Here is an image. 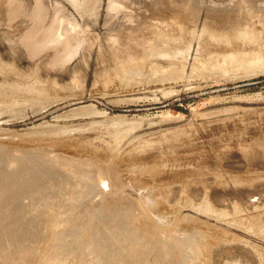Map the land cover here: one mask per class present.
Masks as SVG:
<instances>
[{
    "label": "rangeland",
    "instance_id": "1",
    "mask_svg": "<svg viewBox=\"0 0 264 264\" xmlns=\"http://www.w3.org/2000/svg\"><path fill=\"white\" fill-rule=\"evenodd\" d=\"M39 19L44 29L34 25ZM30 29L41 34L34 36ZM263 33L264 0H0V187L15 196L12 212L0 209V229L11 225L41 239L43 222L54 216L67 224L62 230L77 258L73 261L93 258L86 247L92 237L108 252L122 247L120 264H132L137 258L129 256L132 248H146L138 245V237L133 240L138 223L149 219L137 209L140 201L152 219L158 215L165 225L180 217L179 226L196 223L206 233L217 230L222 242L213 248L212 264H264V67L247 65L264 59ZM119 36L130 39L129 51L115 44ZM246 52H252L249 58ZM229 58L234 64L226 66ZM160 63L167 70L157 67ZM88 146L99 155L111 148L125 157L113 165L117 176H102L107 187L92 176L106 174L97 159L86 166L89 171L77 172L53 156L90 160L94 151ZM135 159L161 166L162 181L130 169L138 166Z\"/></svg>",
    "mask_w": 264,
    "mask_h": 264
},
{
    "label": "bare ground",
    "instance_id": "2",
    "mask_svg": "<svg viewBox=\"0 0 264 264\" xmlns=\"http://www.w3.org/2000/svg\"><path fill=\"white\" fill-rule=\"evenodd\" d=\"M72 1H74V0H72ZM76 1V0H75ZM15 9V8H14ZM12 12V11H11ZM43 16V15H42ZM44 17V16H43ZM42 17V18H43ZM41 18V17H40ZM40 20V22L42 21L41 19H39ZM38 20V21H39ZM44 20V19H43ZM46 21V20H45ZM37 22V21H36ZM40 22H37V23H40ZM186 22H187V20H186ZM253 22V21H252ZM262 22V21H261ZM260 22V23H261ZM34 24L35 26H37L38 25V28H39V25H41V29H44L42 26H43V24H42V22L40 23V24ZM254 23V22H253ZM253 23H251V24H253ZM184 24V23H183ZM188 24V23H187ZM248 24V23H247ZM254 24H256V23H254ZM33 25V26H34ZM243 25V24H242ZM131 26H134V25H132L131 24ZM136 26V25H135ZM186 26V25H185ZM234 26V25H233ZM249 26V25H248ZM254 26V25H253ZM262 26V25H261ZM259 27V26H258ZM35 28V27H34ZM37 28V27H36ZM36 28H35V30H36ZM132 29H134V27H131ZM138 28V27H137ZM136 27H135V29H137ZM188 28V27H187ZM248 28V27H247ZM251 28V27H250ZM257 28V27H256ZM33 29V28H32ZM189 29V28H188ZM195 29V28H194ZM249 29V28H248ZM252 29H254V28H252ZM251 29V30H252ZM258 29V28H257ZM257 29H256V31H257ZM31 30V29H30ZM200 30H202V29H200ZM205 30L206 29H204V32H205ZM237 30V29H236ZM262 30V29H261ZM31 31H33L32 33H33V35H34V32H36V31H34V30H31ZM31 31H29V32H31ZM121 31V30H120ZM208 31H209V29H208ZM216 31V30H215ZM233 31V30H232ZM243 31V30H242ZM241 31V32H242ZM255 31V30H254ZM39 32V33H38ZM41 30H37V35H40L41 33ZM239 32V31H238ZM244 32H245V30H244ZM249 32H250V30H249ZM253 32V31H252ZM203 33V32H202ZM206 33V32H205ZM207 33H209V32H207ZM237 33V32H236ZM31 35V33H28V36L30 37V35ZM35 34V35H36ZM132 34H134V33H132ZM199 34H200V32H199ZM204 34V33H203ZM203 34H201V35H203ZM210 34V33H209ZM218 34V33H217ZM228 33H226V35H227ZM245 34V33H244ZM246 34H247V32H246ZM255 34V33H254ZM264 34V33H263ZM34 35V36H35ZM125 35V34H124ZM123 35V36H124ZM128 35H130V33L128 34ZM231 35V34H230ZM233 35V34H232ZM238 35H239V33H238ZM249 35H251V34H249ZM34 36H31L32 38H34ZM121 36V35H120ZM120 36H119V38H117L116 39V45H118L119 47H120V49H123L122 51H127L128 50V46H130L131 47V42H130V39L129 40H127V39H124V37H121L120 38ZM193 36V35H192ZM206 36H208V35H206ZM205 36V37H206ZM219 36V35H218ZM222 36V35H221ZM220 36V37H221ZM228 36V38H230L229 37V35H227ZM237 36V35H236ZM240 36H241V34H240ZM245 36V35H244ZM255 37H258V35L256 36V35H254ZM115 37V36H114ZM127 37V36H126ZM199 37H200V35H199ZM223 37H224V35H223ZM249 37V36H248ZM203 38H204V36H203ZM207 38H209L210 39V37H207ZM219 38V37H218ZM217 38V39H218ZM239 38H241V37H239ZM251 38V37H250ZM261 38V37H260ZM106 39V38H105ZM214 39V38H213ZM221 39V38H220ZM225 39H226V36H225ZM242 39V38H241ZM253 39V38H252ZM216 40V39H215ZM219 40V39H218ZM222 40V39H221ZM230 40V39H229ZM234 40V39H233ZM236 41H237V39H235ZM234 40V41H235ZM246 40V39H245ZM249 40V39H248ZM247 40V41H248ZM26 41V40H25ZM201 41V40H200ZM209 41V40H208ZM210 41H213L212 39H210ZM223 41H224V39H223ZM232 41V40H231ZM243 41V40H242ZM252 41V40H251ZM251 41H249V42H251ZM256 41V40H255ZM36 41H34L33 43H35ZM197 42H199L198 40H197ZM219 42H221L220 40H219ZM237 42H239V41H237ZM244 42V41H243ZM260 41H258V43H259ZM205 43V42H204ZM215 45H216V43H215V41L213 42ZM229 43V42H228ZM242 42H240V44H241ZM248 43V42H247ZM252 43V42H251ZM255 43H257V42H255ZM262 43V42H261ZM192 44V43H191ZM200 44V43H199ZM203 44V43H202ZM211 44V43H210ZM221 44H223V42L221 43ZM225 44V43H224ZM231 44V43H230ZM239 44V43H238ZM237 44V45H238ZM263 44V43H262ZM261 44V45H262ZM204 45V44H203ZM220 45V44H219ZM218 45V46H219ZM233 45V44H232ZM231 45V46H232ZM260 45V46H261ZM212 46V45H211ZM228 46V45H227ZM249 46V45H248ZM252 46V45H251ZM250 46V47H251ZM254 46V45H253ZM259 46V47H260ZM263 46H264V44H263ZM200 47V46H199ZM224 47H226V46H224ZM233 47V46H232ZM258 47V48H259ZM247 48V47H246ZM197 49H198V47H197ZM201 49L202 48H200V50L199 51H201ZM224 49V48H223ZM228 49H229V47H228ZM262 50L264 49L263 47L261 48ZM253 50H254V52H253ZM253 50H249L248 49V51H252L254 54L256 53V54H258L257 53V48H256V50L255 49H253ZM262 50H260V48H259V54H260V51H262ZM119 51V50H118ZM129 51V50H128ZM230 51V50H229ZM247 51V50H246ZM256 51V52H255ZM264 51V50H263ZM261 52V54L262 53H264V52ZM186 52V51H185ZM197 52V51H196ZM234 52H235V54H237V52L236 51H232V57H234L235 55H234ZM242 52H243V55H246L245 53H244V51L242 50ZM252 52H250V53H252ZM120 53V52H119ZM199 53V52H198ZM212 52H210V54H211ZM228 53V52H227ZM246 53H249V52H246ZM250 53L248 54V57L246 56V58H249L250 56ZM163 54V53H162ZM165 54V53H164ZM197 54V53H196ZM230 54H231V52H230ZM229 54V55H230ZM240 54H241V52H240ZM254 54H251V56L252 55H254ZM255 54V55H256ZM124 55V54H123ZM208 55V54H207ZM226 55V54H225ZM229 55L227 56V57H229ZM239 55V54H238ZM238 55H236V56H238ZM212 56H215V55H212ZM211 56V57H212ZM230 56V57H231ZM257 56V55H256ZM260 56H263L264 57V55L262 54V55H260ZM123 57V56H122ZM164 57V56H163ZM195 57V56H194ZM197 57H198V55H197ZM204 57V56H203ZM209 57V56H208ZM218 57V56H217ZM239 57H240V55H239ZM238 57V58H239ZM243 57V56H242ZM241 57V58H242ZM254 57V56H253ZM258 57H259V55H258ZM182 58H184L185 59V57H182ZM220 58V57H219ZM223 58V57H222ZM255 58V57H254ZM176 59V58H175ZM188 59V58H187ZM195 59H196V57H195ZM194 59V60H195ZM240 59V58H239ZM239 59H234V61L235 60H239ZM109 60V59H108ZM217 60V59H216ZM226 60V59H225ZM225 60H222V61H225ZM231 60H232V58H229V62L227 63V65L226 66H229L230 64H232L233 63V61H232V63H230L231 62ZM246 60H249V59H246ZM221 61V62H222ZM242 61H243V58H242ZM195 62V61H194ZM207 62V61H206ZM208 62H210L209 60H208ZM227 62V60L224 62V63H226ZM236 62V61H235ZM247 62H249V61H246L245 63H247ZM242 63V62H241ZM245 63L243 64V65H245ZM161 64V63H160ZM159 64V65H160ZM210 65H211V63H209ZM234 64V63H233ZM232 64V65H233ZM236 64V63H235ZM157 66V67H163L165 70H167V68H165L164 67V65L162 66V64L160 65V66ZM170 64H168V66H169ZM174 65V64H173ZM178 65V64H177ZM183 65V64H182ZM181 65V66H182ZM196 65H197V63H196ZM213 65H214V63H213ZM222 65V64H221ZM231 65V66H232ZM237 65V64H236ZM238 65H240L241 66V64L239 63ZM248 66H250V67H252L253 69L254 68H259V67H264V59L263 58H258L257 60H253V61H251V62H249L248 64H247ZM165 66H167V65H165ZM176 66V65H175ZM174 66V67H175ZM185 66V65H184ZM217 66V65H216ZM215 66V67H216ZM231 66H230V68H231ZM3 67V66H2ZM206 67V66H205ZM211 67V66H210ZM223 67V66H222ZM221 67V68H222ZM239 67V66H238ZM169 68H172V67H169ZM184 68V67H183ZM182 68V69H183ZM198 68V67H197ZM209 68V67H208ZM216 68H218V67H216ZM158 69V68H157ZM162 69V68H161ZM160 69V70H161ZM164 69H162V70H164ZM173 69V68H172ZM177 69V68H176ZM195 69V68H194ZM206 69V68H205ZM232 69V68H231ZM159 70V69H158ZM175 70V69H174ZM179 70V69H178ZM197 70H199V69H197ZM210 70V69H209ZM212 70V69H211ZM220 69H218L217 71H219ZM155 71V70H154ZM180 71V70H179ZM179 71H177L176 70V72L178 73ZM203 71V70H202ZM207 71V70H206ZM242 71V70H241ZM250 71V70H249ZM6 72V71H5ZM161 72V71H160ZM172 72V71H171ZM185 71H182V73H184ZM192 72V71H191ZM195 72V71H194ZM209 72V71H208ZM207 72V73H208ZM213 72V74H214V71H212ZM211 72V73H212ZM216 72V71H215ZM247 72V71H246ZM156 73V72H155ZM165 72H163V74H164ZM169 74H167L168 76H170L171 77V73L170 72H168ZM173 73V72H172ZM211 73H209V74H211ZM222 73V72H221ZM220 73V74H221ZM5 74V73H4ZM117 74V73H116ZM115 74V75H116ZM124 74V73H123ZM139 74H141V73H138L137 74V76L139 75ZM179 74H181V73H179ZM190 74V73H189ZM188 74V75H189ZM193 74H195V73H193ZM206 74V73H205ZM204 74V75H205ZM236 74V73H235ZM241 74H242V72H241ZM243 74H245V73H243ZM242 74V75H243ZM132 75V74H131ZM165 76H166V73L164 74ZM163 75V76H164ZM183 75V74H182ZM191 75V74H190ZM196 75V74H195ZM199 75V74H198ZM217 75V74H216ZM226 75V74H225ZM146 76V75H145ZM145 76H143V77H145ZM162 75H161V77H163ZM200 76V75H199ZM199 76H197L198 78H199ZM211 76V75H210ZM125 77V76H124ZM127 77V76H126ZM142 77V78H143ZM148 77H149V75H148ZM177 77V76H176ZM186 77V76H185ZM189 77V76H188ZM202 77V76H201ZM207 77H208V75H207ZM15 78V77H14ZM20 78V77H19ZM122 78V77H121ZM132 79L134 78V77H131ZM130 78V79H131ZM146 78V77H145ZM144 78V79H145ZM157 78V77H156ZM167 78V77H166ZM178 78H180L179 76H178ZM190 78V77H189ZM193 78H195V77H193ZM3 79V78H2ZM1 79V80H2ZM107 79H108V77H107ZM117 79V78H116ZM135 79V78H134ZM150 79V78H149ZM164 79H165V77H164ZM163 79V80H164ZM180 79H184V77L183 78H180ZM179 79V80H180ZM96 80H98V79H95V81ZM122 80V79H121ZM158 80V79H157ZM160 80H162V79H160ZM187 80V79H186ZM18 81H20V80H18ZM111 81V80H110ZM118 81V80H117ZM127 81V80H126ZM131 81V80H130ZM141 81V80H140ZM150 81V80H149ZM156 81V80H155ZM165 81H167V82H169L168 81V79L167 80H165ZM2 82V81H1ZM49 82V81H48ZM97 82V81H96ZM101 82V81H100ZM104 82V81H103ZM107 82V81H106ZM136 82V81H135ZM139 82V81H138ZM142 82H144V80L142 81ZM146 82V81H145ZM158 82V81H157ZM176 82V81H175ZM11 83V81L9 82V84ZM15 83V82H14ZM24 83H25V81H24ZM27 83V82H26ZM31 83V82H30ZM35 83V82H34ZM37 83H38V81H37ZM99 83V82H98ZM121 83V82H120ZM133 83H134V81H133ZM151 83H152V80H151ZM17 84V83H16ZM15 84V85H16ZM41 84V83H40ZM43 85H45V83H42ZM53 84H55V82L53 83ZM96 84V83H95ZM103 84V83H102ZM123 84V83H122ZM124 84H126L125 82H124ZM142 84V83H141ZM147 84V83H146ZM150 84V83H149ZM105 85V84H104ZM128 85V84H127ZM7 86H9V85H7ZM16 86H18V85H16ZM25 86V85H24ZM31 86V85H30ZM40 86V85H39ZM47 86V85H46ZM49 86H51V85H49ZM56 86V85H55ZM59 86H63V85H59ZM0 87H1V85H0ZM3 87V86H2ZM13 87V86H12ZM15 87V86H14ZM66 87V86H65ZM65 87H63V89L65 88ZM9 88V87H8ZM18 88V87H17ZM20 88V87H19ZM33 88V87H32ZM32 88H30V89H32ZM47 88H49V87H47ZM52 88V87H51ZM57 88V87H56ZM61 88V87H60ZM67 88H69V87H67ZM72 88V87H71ZM74 88V87H73ZM79 88V87H78ZM3 89V88H2ZM5 89V88H4ZM10 89V88H9ZM28 89V88H27ZM26 89V90H27ZM62 89V88H61ZM18 90V89H17ZM21 90V89H20ZM22 90H23V88H22ZM34 90H35V85H34ZM42 90H45V88L44 89H42ZM41 90V91H42ZM48 90V89H47ZM50 90H52V89H50ZM66 90V89H65ZM80 90V89H79ZM167 90V89H166ZM9 91V90H8ZM13 91H15V90H13ZM13 91H11V92H13ZM24 91H25V89H24ZM30 91V90H29ZM39 91V90H38ZM38 91H36V92H38ZM72 91V90H71ZM70 91V92H71ZM78 91V90H77ZM172 91V90H171ZM19 92V91H18ZM22 92V91H21ZM20 92V93H21ZM33 92V91H32ZM67 92V91H66ZM74 92H76V91H74ZM73 92V93H74ZM164 92V91H163ZM6 93H7V91H6ZM10 93V92H9ZM17 93V92H16ZM23 93H25V92H23ZM49 93V92H48ZM51 93V92H50ZM55 93V92H54ZM65 93V92H64ZM5 94V93H4ZM8 94V93H7ZM14 94V93H13ZM31 94V93H30ZM43 94V93H42ZM44 94H45V91H44ZM67 94V93H66ZM71 94V93H70ZM1 95H2V93H1ZM0 95V96H1ZM10 94H8V96H9ZM20 95V94H19ZM25 95V94H24ZM39 95V94H38ZM56 95H57V93H56ZM4 96V95H3ZM18 96V95H17ZM42 96V95H41ZM49 96V95H48ZM52 97H54L53 96V94L51 95ZM60 96H61V94H60ZM5 97V96H4ZM13 98H14V96H12ZM6 98V97H5ZM55 98H56V96H55ZM61 98V97H60ZM0 99H2V98H0ZM36 99V98H35ZM8 100V99H7ZM20 100V99H19ZM25 100V99H24ZM33 100V99H32ZM36 100H38V98L36 99ZM42 100V99H41ZM14 101V100H13ZM12 101V102H13ZM30 101V100H29ZM28 101V102H29ZM34 101V100H33ZM52 101V100H51ZM31 102V101H30ZM54 102V101H53ZM114 102V101H113ZM14 103H16L15 101H14ZM13 103V104H14ZM51 103V102H50ZM3 104V103H2ZM21 104H22V102H21ZM30 104H32V103H30ZM35 104V103H34ZM37 104V103H36ZM40 104V103H39ZM47 104H49V103H47ZM90 104V103H89ZM89 104H88V106H89ZM92 105V104H91ZM26 106V105H25ZM87 106V107H88ZM17 107V106H16ZM24 107V106H23ZM32 107V106H31ZM76 107V106H75ZM93 107H94V105H93ZM9 108V107H8ZM11 108H15V106L13 107H11ZM18 108H20V107H18ZM18 108L16 109V111L18 110ZM42 108V107H41ZM74 108V107H73ZM91 108V107H90ZM95 108V107H94ZM20 109H22V107L20 108ZM87 109V108H86ZM85 109V110H86ZM3 110H5V109H3ZM8 109H6V111H7ZM12 110V109H11ZM24 110V109H23ZM30 110H33V109H30ZM37 110L39 111V109L37 108ZM83 110V109H82ZM89 110V109H88ZM95 110V109H94ZM25 111V110H24ZM36 111V110H35ZM80 111V110H79ZM87 111V110H86ZM18 112V111H17ZM82 113H83V111H81ZM92 112H93V110H92ZM95 112H96V110H95ZM97 112H99V111H97ZM16 113V112H15ZM25 113V112H24ZM71 113V112H70ZM76 113H78V112H76ZM85 113V112H84ZM91 113V112H90ZM74 114V113H73ZM81 114V113H80ZM87 114V113H86ZM120 117V116H119ZM116 118H118V117H116ZM122 118V117H121ZM123 119H124V117H123ZM108 120V119H107ZM117 120V119H116ZM119 121V120H118ZM121 121V120H120ZM110 122V121H109ZM111 122H113V120L111 121ZM124 122V121H123ZM114 123V122H113ZM119 123V122H118ZM122 123V122H121ZM92 124H94V123H92ZM112 125H114V124H112ZM120 125V124H119ZM114 126H116V125H114ZM125 126V125H124ZM79 127V126H78ZM69 130V129H68ZM113 130V129H112ZM121 130H122V128H121ZM67 131V130H66ZM65 131V132H66ZM63 132H64V130H63ZM126 132H127V130H126ZM57 133V132H56ZM55 133V134H56ZM57 134H59V132L57 133ZM55 137V136H54ZM55 138H57V137H55ZM68 138H70L69 136H68ZM51 139H54V138H51ZM60 139V138H59ZM63 139V138H62ZM61 139V140H62ZM55 140V139H54ZM64 141H65V139H63ZM69 140V139H68ZM67 140V138H66V141H65V143L68 141ZM53 141V140H52ZM59 140H58V138H57V142H58ZM55 142V141H54ZM2 143V142H1ZM5 143H7V142H5ZM52 143V142H51ZM50 143V144H51ZM56 143V142H55ZM54 143V144H55ZM59 143H61L62 145H63V141L62 142H58L57 144H59ZM9 144V143H8ZM53 144V143H52ZM5 145V144H4ZM60 145V144H59ZM86 145V144H85ZM17 146H19V145H17ZM12 147H14V144H13V146ZM22 147V146H21ZM24 147H25V145H24ZM37 147V146H36ZM88 147H90V146H88ZM92 147V146H91ZM90 147V148H91ZM95 147V146H94ZM11 148V147H10ZM16 148H18V147H16ZM84 148H85V146H84ZM89 148V149H90ZM93 148V147H92ZM96 148V147H95ZM113 148V147H112ZM33 149V148H32ZM45 149V148H44ZM80 150H81V152H82V149L81 148H79ZM86 149H87V147H86ZM86 149H85V151H84V149H83V151L85 152V153H87L86 152ZM97 149V148H96ZM108 149V148H107ZM110 149L111 148H109V151H110ZM117 148H115V150H116ZM21 150V149H20ZM29 150V149H28ZM54 150V149H53ZM98 150V149H97ZM30 151V150H29ZM49 151V150H48ZM59 151V150H58ZM87 151L88 152H90V150H88L87 149ZM91 151H94V148H93V150L91 149ZM99 151V150H98ZM98 151H94V152H90V154H88L89 155V157H87V159H90V160H86V161H89V163L88 162H86V161H84V160H82V161H80V159H78L77 157H74V156H68V157H65V156H63V154L61 155V153L58 155V153L56 154V155H54L53 154V156H55L57 159H59L61 162H66V164H67V166H69L70 168H72L73 170H75V171H77V172H79V171H89V170H87L86 169V166L87 165H91V164H93V163H91L93 160H95V159H97L99 162H100V164H102V166H104L103 168H105L106 170L104 171V172H106V174H102L101 172H97L96 174H93L92 176H98V183L101 185V186H106V185H108L107 183H106V180H104V178L102 177V176H117L118 175V171H114L113 170V165H114V163L116 164L117 162H119V161H121V162H124V158H123V156H121V154H119L120 156H118V154H116L114 151V153L112 152V149H111V151L109 152L108 151V153H106V150H105V153L104 154H97V152ZM101 151H103V150H101ZM122 151V150H121ZM124 151V150H123ZM126 151V150H125ZM124 151V152H125ZM134 151V150H133ZM54 152H56V151H54ZM100 152V151H99ZM19 153V152H18ZM23 153V152H22ZM28 153V152H27ZM77 153H79V152H77ZM96 153V154H95ZM101 153V152H100ZM119 153H120V150H119ZM127 153H129V151L127 152ZM141 153V152H140ZM149 153V152H148ZM148 153H147V156H148ZM44 154H45V152H44ZM80 154V153H79ZM133 154V153H132ZM134 154H136V153H134ZM150 154V153H149ZM158 154V153H157ZM21 155V154H20ZM50 155V154H49ZM76 156H78L77 154H75ZM97 155V156H96ZM130 155H131V153H130ZM138 155V154H137ZM161 155V154H160ZM205 155V154H204ZM126 156V155H125ZM136 156V155H135ZM139 156V155H138ZM138 156H136V157H138ZM142 155H140L139 157H141ZM147 156H145V157H147ZM150 156V155H149ZM156 156V155H155ZM127 157H129V156H127ZM132 157H134V156H131V157H129V159L130 158H132ZM158 157V156H157ZM184 157V156H183ZM49 159H51V157H48ZM122 158H123V160H122ZM135 158V157H134ZM134 158H132L133 159V161H134ZM150 158H152V155H151V157ZM156 158V157H155ZM163 158H165V157H163ZM53 159V158H52ZM127 159V158H126ZM128 159V160H129ZM140 158H138V160H139ZM142 159V158H141ZM144 159V158H143ZM148 159V158H147ZM174 159V158H173ZM186 159V158H185ZM58 160V161H59ZM137 160V161H138ZM156 160V159H155ZM158 160V159H157ZM168 160V159H167ZM179 160V159H178ZM13 161V160H12ZM12 161H11V164H12ZM40 161V160H39ZM48 161V160H47ZM132 161V160H131ZM131 161H129L130 163H131ZM141 161V160H140ZM140 161H138V162H140ZM145 161H146V159H145ZM144 161V163H145V165H141V163L140 164H138L137 162H136V159H135V162L138 164V166H133L132 164H131V167H130V169H137L138 170V172L139 173H142V175L143 174H148V175H150V176H154L156 179H157V182H159V181H162V177L160 178V176H161V171L163 170L162 169V167L161 166H159V165H157V163L156 164H153V165H146L147 163ZM176 161V160H175ZM183 161V160H182ZM197 161V160H196ZM195 161V162H196ZM15 162V161H14ZM129 162H127L126 164H128ZM142 162V161H141ZM150 162H152V161H150ZM169 162V161H168ZM181 162V161H180ZM199 162V161H198ZM201 162V161H200ZM10 163V162H9ZM52 163V162H51ZM143 163V164H144ZM155 163V162H154ZM164 163H166V162H164ZM191 163H192V161H191ZM202 163V162H201ZM205 163V162H204ZM16 164H17V166H19L18 164V161L16 162ZM30 164V163H29ZM29 164H28V166H29ZM123 164H125V163H123ZM159 164V163H158ZM225 164V163H224ZM31 165V164H30ZM54 165V164H53ZM65 164H63V166H64ZM93 165H95V164H93ZM130 165V164H129ZM202 165H205V164H202ZM12 166H13V164H12ZM16 166V165H15ZM71 166H73V167H71ZM115 166V165H114ZM120 166V165H119ZM119 166H117L118 168H120ZM121 166H122V164H121ZM196 166V165H195ZM209 166V165H208ZM87 167H90V166H87ZM124 167V166H123ZM122 167V168H123ZM190 167V166H189ZM207 167V166H206ZM8 168H9V166H8ZM13 168H14V166H13ZM31 168V167H30ZM117 168V169H118ZM193 168L194 167H192V170H193ZM195 168H198V167H195ZM194 168V169H195ZM201 167L199 166V169H200ZM210 168V167H209ZM9 169H11V168H9ZM56 169V168H55ZM68 169V168H67ZM121 169V168H120ZM124 169V168H123ZM166 169H167V167H166ZM204 169V168H203ZM38 170H41L40 168L38 169ZM122 170V169H121ZM121 170H120V172H121ZM126 170V169H125ZM198 170V169H197ZM213 170V169H212ZM43 171V170H42ZM92 171V170H91ZM90 171V172H91ZM124 171V170H123ZM194 171V170H193ZM192 171V172H193ZM205 171V170H204ZM207 171H208V169H207ZM33 172V171H32ZM48 172V171H47ZM76 172V173H77ZM127 172H128V170H127ZM164 172V171H163ZM211 172V171H210ZM214 172V171H213ZM31 173V172H30ZM64 173V172H63ZM72 173V172H71ZM177 173V172H176ZM183 173V172H182ZM190 173V172H189ZM206 173V172H205ZM204 173V174H205ZM34 174V173H33ZM122 174V173H121ZM124 174V173H123ZM122 174V175H123ZM128 174V173H127ZM191 174V173H190ZM13 175V174H12ZM58 175V174H57ZM132 175V174H131ZM147 175V176H148ZM163 175H165V174H163ZM184 175H185V173H184ZM195 175V174H194ZM193 175V176H194ZM199 175V174H198ZM34 176V175H33ZM68 176V175H67ZM120 177H122L121 175H119ZM187 175H185V177H186ZM189 176V175H188ZM193 176H191V177H193ZM200 176H201V174H200ZM203 176V175H202ZM214 176V175H213ZM128 177V176H127ZM146 177V176H145ZM183 177V176H182ZM195 177H199V176H195ZM55 178V177H54ZM86 178V177H85ZM117 178V177H116ZM119 178V177H118ZM137 177H135V179H136ZM140 178H142V176L140 177ZM168 178H170V177H168ZM178 178V177H177ZM188 178V177H187ZM189 178H190V176H189ZM200 178V177H199ZM50 179V178H49ZM96 179V178H95ZM123 179V178H122ZM132 179H133V177H132ZM154 179V178H153ZM155 179V180H156ZM163 179H165V178H163ZM173 179H174V177H173ZM179 179H181V178H179ZM194 179V178H193ZM192 179V181H194ZM16 180V179H15ZM37 180V179H36ZM97 180V179H96ZM112 180V179H111ZM118 180V179H117ZM124 180V179H123ZM139 180V179H138ZM143 180V179H142ZM141 180V181H142ZM147 180V179H146ZM183 180V179H182ZM190 181H191V178L189 179ZM76 181V180H75ZM114 181V180H113ZM126 181V180H125ZM136 181H137V179H136ZM135 181V182H136ZM154 181V180H153ZM167 181H169V180H167ZM172 181V180H171ZM181 181V180H180ZM28 182V181H27ZM115 182H117V181H115ZM138 182V181H137ZM150 182V181H149ZM149 182H147L146 183V185L149 183ZM182 182H184V181H182ZM185 182H186V180H185ZM119 183H120V181H119ZM124 182H122V184H123ZM127 183H129V182H127ZM152 183V182H151ZM162 183V182H161ZM164 183H165V180H164ZM188 183V182H187ZM4 184V183H3ZM118 184V183H117ZM131 184H133V183H131ZM137 184V183H136ZM139 184H141V183H139ZM143 184V183H142ZM176 184H177V182H176ZM185 184V183H184ZM190 184H192V183H190ZM194 184V183H193ZM212 184V183H211ZM135 185V184H134ZM138 185V184H137ZM162 185V184H161ZM165 185V184H164ZM168 185V184H167ZM195 185V184H194ZM6 187H8V184L7 185H5ZM69 186V185H68ZM77 186V185H76ZM139 186V185H138ZM148 186H149V184H148ZM155 186H156V184H155ZM186 186V185H185ZM4 187V186H3ZM107 187V186H106ZM109 187V186H108ZM113 187V186H112ZM171 187V186H170ZM182 187V186H181ZM118 188V187H117ZM156 188V187H155ZM42 189V188H41ZM109 189V188H108ZM157 189V188H156ZM160 189V188H159ZM163 189V188H162ZM183 189V188H182ZM111 190V189H110ZM142 190V189H141ZM167 190V189H166ZM154 191V190H153ZM182 191V190H181ZM189 191V190H188ZM110 192V191H109ZM146 192V191H145ZM150 192V191H149ZM161 192V191H160ZM170 192V191H169ZM40 193V192H39ZM52 193V192H51ZM121 193V192H120ZM119 193V194H120ZM156 193V192H155ZM164 193V192H163ZM140 194H142V193H140ZM148 194V193H147ZM154 194V193H153ZM167 194V193H166ZM169 194V193H168ZM29 196V195H28ZM116 196V195H115ZM156 196V195H155ZM5 197V198H4ZM15 196L12 194V192L10 191V188H9V190H8V188H2V187H0V209H2V211L3 210H6L8 213H10V212H12V208H14L13 207V201L15 200V198H14ZM48 197V196H47ZM117 197V196H116ZM111 198V197H110ZM3 199V201L1 202V200ZM6 199V200H5ZM13 199V201H11ZM107 199V198H106ZM133 200V199H132ZM137 200V199H136ZM134 201H135V199H134ZM138 201V200H137ZM168 201V200H167ZM180 201V200H179ZM133 202V201H132ZM194 202V201H193ZM116 203V202H115ZM170 203V202H169ZM76 204H78V202L76 203ZM136 204L138 205L137 206V209L139 210L140 209V211L143 213H145L144 215H147L148 217H149V219H147V221H144V222H140V223H138V225H137V230L138 231H136V238L135 239H133V240H136L137 241V237H138V241H139V244L138 245H145V247L143 246V249L145 248V251H143V250H140L139 249V251L137 252V250H138V247H136L137 245H135L132 249H134V250H132V251H130V254H129V256L130 257H132V258H135V257H137V258H135V259H133L134 260V262H132V264H212L213 262H212V254H213V248L215 247V245H217V244H220L221 242H222V237L220 238L219 237V235L217 236L215 233H216V231L215 232H208V233H206V232H204V231H202V230H204V229H202V230H200L201 228L200 227H203V226H201L200 225V227L199 226H197L196 225V223H193V224H189V225H181V226H179L178 224H177V222L179 223V224H182V223H180L179 221H177V222H175V220L176 219H178V218H180V217H177L178 216V214L175 216V217H177V218H174L175 220H173V222L171 223V224H167V225H165V224H163V223H165V222H163V219L162 220H160L161 218L158 216V215H155V217H154V219H152L151 218V216H150V213H149V211H147L146 210V207L144 208V207H142V205H141V203H140V201H138V202H136ZM145 204H147V205H150V202L147 200V199H145ZM186 204V203H185ZM106 205V204H105ZM156 205V204H155ZM196 205V204H195ZM133 206V208L132 209H129V210H132V212H134L135 210H136V205L134 206V205H132ZM146 206V205H145ZM168 206V205H167ZM183 206V205H182ZM197 206V205H196ZM208 206V205H207ZM120 207H122V206H120ZM124 207V206H123ZM172 207V206H171ZM71 209V208H70ZM108 209V208H107ZM161 209V208H160ZM72 210V209H71ZM158 210V209H157ZM176 210V209H175ZM64 211V209H62L61 210V212H63ZM65 211H66V209H65ZM152 211H154V210H152ZM161 211V210H160ZM0 212H1V210H0ZM36 212V211H35ZM180 212V211H179ZM5 213V212H4ZM80 213V212H79ZM100 213V212H99ZM128 213V212H127ZM130 213V212H129ZM49 214V213H48ZM155 214V213H154ZM6 215V214H5ZM124 215V214H123ZM133 214H131V216H132ZM226 215V214H225ZM61 216H62V214H61ZM83 216V215H82ZM90 216V215H89ZM138 216V215H137ZM139 216H141V214L139 215ZM143 216V215H142ZM171 216H172V214H171ZM185 216V215H184ZM196 216V215H195ZM223 216V215H222ZM183 217V216H182ZM181 217V218H182ZM187 217V216H186ZM234 217V216H233ZM97 218V217H96ZM133 218V217H132ZM134 218H135V216H134ZM138 218V217H137ZM197 218V217H196ZM195 217H194V219H196ZM81 219V218H80ZM173 219V218H172ZM200 219V218H199ZM223 219H225V218H223ZM239 219V218H238ZM251 219V218H250ZM60 220V221H59ZM184 220V219H183ZM197 220V219H196ZM195 220V221H196ZM252 220V219H251ZM137 221V220H136ZM172 221V220H171ZM208 221V220H207ZM207 221H206V223H207ZM231 221V220H230ZM233 221H235V220H233ZM246 221V220H245ZM257 221V220H256ZM2 222V221H1ZM133 222V221H132ZM197 222V221H196ZM205 222V221H204ZM239 222V221H238ZM262 222V221H261ZM69 223V222H68ZM242 223V222H241ZM246 223V222H245ZM263 223V222H262ZM73 224V223H72ZM78 224V223H77ZM96 224V223H95ZM198 224H199V221H198ZM208 224H210V223H208ZM249 224V223H248ZM43 226H44V229H45V232H46V230H47V232H46V234H44L45 232H43V236H42V238L40 239L39 238V236H38V233H33V234H29L28 235V233L26 232V231H20L19 229H15L13 226H11V225H6V226H3L1 229H0V264H120L121 263V261H122V255H121V253H120V250L122 249V247H118L117 248V250H115V251H111V252H108V249H107V246H106V244H102L100 241H96L95 239H93L92 237H90L89 238V240L86 242L87 244H86V247L89 249V251H92V252H94L95 254H94V256H93V258H91V259H85L83 262H81V263H77V262H75V261H73V259H77V258H74V255H72V253H71V250H70V239L68 238V239H66L65 238V233H64V230H62L67 224L66 223H64V222H62V220H61V218H55L54 216H47V219H45V221L43 222V224H42ZM178 225V226H177ZM191 225V226H190ZM211 225L212 226H217V225H213L212 223H211ZM255 225V224H254ZM83 226V225H82ZM109 226V225H108ZM248 226V225H247ZM258 226H261V225H258ZM165 227H166V229H165ZM217 227H219V226H217ZM212 228V227H211ZM219 228H222V227H219ZM254 228V227H253ZM260 228V227H259ZM209 229H210V227H209ZM217 229V228H216ZM223 229V228H222ZM221 229V230H222ZM252 229V228H251ZM211 230V229H210ZM212 230H214V229H212ZM224 230H226V228L224 229ZM228 230V229H227ZM226 230V231H227ZM260 230H262V229H260ZM92 231V230H91ZM109 231V230H108ZM208 231V230H207ZM220 231V230H219ZM253 231V230H252ZM221 232V231H220ZM230 232V231H229ZM255 232H256V230H255ZM263 232V231H262ZM90 233V232H89ZM88 233V234H89ZM222 233H223V231H222ZM258 233H259V231H258ZM84 234V233H83ZM87 234V233H86ZM24 235V236H23ZM233 235V234H232ZM235 235V234H234ZM260 235V234H259ZM263 235H264V233H263ZM67 236V235H66ZM92 236V235H91ZM221 236V235H220ZM82 237V236H81ZM223 237H225L224 235H223ZM101 238V237H100ZM226 238V237H225ZM231 238H232V236H231ZM235 237H233V239H234ZM98 239V238H97ZM82 242V241H81ZM130 244V243H129ZM128 247H129V245H128ZM86 248V249H87ZM109 248V247H108ZM130 248V247H129ZM88 251V250H87ZM80 252V251H79ZM106 252H108V254H110V255H107L108 257L107 258H105V254L104 253H106ZM88 254V253H87ZM117 254H119L115 259H113V257L115 256V255H117ZM93 255V254H92ZM90 257V256H89ZM80 259V258H79ZM81 261H82V259H81ZM127 261V260H126ZM149 261V262H148ZM200 261V262H199ZM78 262H79V260H78ZM127 262H125V264H126ZM127 264H129V263H127Z\"/></svg>",
    "mask_w": 264,
    "mask_h": 264
}]
</instances>
